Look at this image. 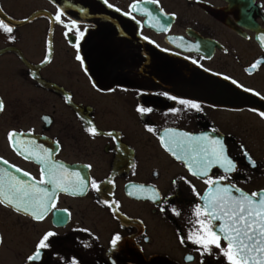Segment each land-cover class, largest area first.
I'll return each instance as SVG.
<instances>
[{
    "label": "flooded vegetation",
    "instance_id": "af4514ba",
    "mask_svg": "<svg viewBox=\"0 0 264 264\" xmlns=\"http://www.w3.org/2000/svg\"><path fill=\"white\" fill-rule=\"evenodd\" d=\"M0 19V178L39 181L28 153L48 150L69 187L38 185L54 194L41 220L0 204V264H229L188 237L205 179L264 191V0H0ZM202 136L235 171L192 174Z\"/></svg>",
    "mask_w": 264,
    "mask_h": 264
},
{
    "label": "snow or ice",
    "instance_id": "6c2138e0",
    "mask_svg": "<svg viewBox=\"0 0 264 264\" xmlns=\"http://www.w3.org/2000/svg\"><path fill=\"white\" fill-rule=\"evenodd\" d=\"M146 2L155 4L156 0H146ZM131 7L135 8L136 6L133 5ZM56 19L59 20V17ZM0 30H3L5 33L13 32V28L5 23L3 19H0ZM261 39L264 40V38ZM77 59L79 60L81 57L77 56ZM252 67L255 68L256 65L254 64ZM245 91L249 90L245 89ZM169 98L176 99L175 97ZM179 103L192 108H199L197 104L183 99L179 100ZM4 108V102L0 99V112H3ZM137 111L145 113L151 112L152 109L138 107ZM260 115L264 117V113H260ZM148 130L153 131L151 128ZM87 131L93 136L99 135L95 127H89ZM168 131L170 132L171 130ZM23 135V133H16L15 131L8 133L10 146L18 154L23 149L19 148L20 141L17 138ZM182 135L187 136L188 134ZM193 142L198 145L196 157L199 158V170L193 171V175L208 177L209 170L213 165H219L225 172L236 170V164L225 154V149L219 140H209L207 136L189 137V143ZM202 142H207V144L205 145ZM43 151L44 155H40L36 151L28 153V155L35 159V162L43 165L39 181L29 184L26 180L12 176L8 172H4V175L9 177L7 184L0 178V204L12 206L14 210L29 214L36 220L43 219L44 214L50 207L47 201L54 198V194L49 193L46 188L38 187L39 184L53 185L62 191H69L63 175L57 173V169H63L64 166L52 162L48 150ZM173 155H175V152H173ZM245 156L249 163L255 167V162L246 152ZM196 157H192V159L195 160ZM176 158L182 159L181 156H177ZM0 163L7 165L8 161L0 158ZM189 167L191 168V165ZM15 171L20 173L21 169L16 168ZM22 174L24 177L29 175L27 172H23ZM45 176H47V179L44 178ZM223 179H225L223 176L219 177L218 180L205 179L204 182L209 185L210 189L206 198L207 203L203 212L199 207L195 209V216L197 218L204 216L205 219H197L192 222L194 230L189 235L188 240L193 244L200 245L205 251H209L210 246L221 249L229 264H264V191L260 193L253 192L249 195L233 186L234 191L238 195H232V190L229 187L220 186L219 180ZM93 186L97 188V191L99 190L98 186ZM78 187L81 190L85 187L83 179L79 180ZM129 194L131 195L132 193ZM109 206L111 207V205ZM61 219V217H58V220ZM215 221H221V223L216 225L214 224ZM196 225H199V227H196ZM54 235L55 233L53 232H47L41 238L36 246V252L27 258L29 262L35 261L40 257V250L48 247L47 241ZM119 240L120 237L118 235L115 236L112 240L113 246ZM221 240L225 242L223 247ZM181 243H184L183 238L181 239ZM187 259L191 260L192 257L189 256Z\"/></svg>",
    "mask_w": 264,
    "mask_h": 264
},
{
    "label": "water",
    "instance_id": "95a60500",
    "mask_svg": "<svg viewBox=\"0 0 264 264\" xmlns=\"http://www.w3.org/2000/svg\"><path fill=\"white\" fill-rule=\"evenodd\" d=\"M209 191H210V189H209V187H208V189L206 190V195H208V193H209Z\"/></svg>",
    "mask_w": 264,
    "mask_h": 264
},
{
    "label": "rangeland",
    "instance_id": "374dc122",
    "mask_svg": "<svg viewBox=\"0 0 264 264\" xmlns=\"http://www.w3.org/2000/svg\"><path fill=\"white\" fill-rule=\"evenodd\" d=\"M93 22H98V18H94L93 19Z\"/></svg>",
    "mask_w": 264,
    "mask_h": 264
}]
</instances>
